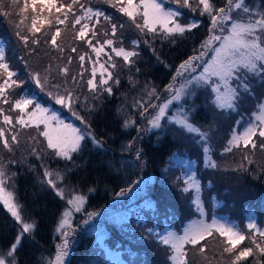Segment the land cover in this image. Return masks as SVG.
<instances>
[{"label":"snow or ice","instance_id":"snow-or-ice-1","mask_svg":"<svg viewBox=\"0 0 264 264\" xmlns=\"http://www.w3.org/2000/svg\"><path fill=\"white\" fill-rule=\"evenodd\" d=\"M103 2L109 6L111 14L94 7L90 0H15L14 10L12 0L10 4L0 0V16L15 17V38L29 56L37 55L42 49H52L61 54L58 59L65 58L61 67L49 63L27 72L28 79L50 98L53 105L66 108L80 122L79 125L67 123L54 106H45L34 98L21 95L27 80L19 79L17 71L8 62L4 47L0 46V149L12 156L21 146V133L31 130L24 141L26 155L6 161L0 157V208L10 215L15 228L12 242L7 247L0 246V264H21L19 250L25 239H33L39 228V222L16 191L18 173L12 171L13 166L24 164L37 172L34 165L27 163V157L40 162L42 168L37 175L42 187L52 190L63 202L53 230L58 240L53 245L54 258L47 259L44 264H71L77 232L101 215L87 211L88 195L96 189L89 187L84 194L79 186L68 183L71 168L65 166L53 170L46 161H65L74 165L75 157L85 150V141L102 146L87 117L96 111L93 101L104 95L112 96L114 89L121 87L120 71H127L125 78L130 86L139 85L143 90L140 99L127 104L128 109H135L134 113L118 109V114L124 117L122 126L136 128L137 136L125 144L124 149L135 152L140 168L148 164L147 153L136 140L153 130L162 132L166 125L199 134L198 143L204 144V166L216 168L211 159L209 132H202L200 127L189 122L190 116L197 111L190 101L199 93L205 97V107L231 118L232 113L239 115L242 101L255 95V85H264V3L252 7L247 0H167L177 5L173 9L165 6V0ZM181 9L196 13L201 19H183L185 13ZM205 19L207 31L192 53L172 68L170 82L161 87L136 79L141 73L137 60L142 45L156 53L154 44L157 40L173 43L186 33L190 35L193 30H198ZM101 21L107 25L103 32L99 27ZM126 28L138 34L131 40V50L124 47ZM64 30H70L73 40L86 51L80 52L77 46H62L58 38ZM66 52L70 54L64 57ZM116 58H120L121 65L117 64ZM73 59L78 60L80 66L75 75L70 73L69 67ZM85 73L89 76L86 80ZM57 75L59 80L53 78ZM81 81L88 94L81 91ZM17 88L20 93L16 92ZM77 106L84 115L77 111ZM253 109L258 110L255 123L246 122L242 115L234 120L224 153H231L234 148L264 151V94L257 97ZM244 123L246 126L240 131L239 126ZM208 127L214 130L215 122ZM242 159L248 164L254 163L248 155ZM175 179L185 185L179 189L182 193L195 190L192 204L198 218L191 219L182 234L170 231L163 235L155 228L146 227V236L165 247L168 264H189L188 254L192 250L201 254L204 264H211L208 256L211 240H216L219 245L218 254L213 252L216 264H264V227L249 222L245 229H239L207 217L201 199V182L196 174L188 179L182 176ZM141 183L143 180L136 182V187ZM132 190H122L119 195L124 196Z\"/></svg>","mask_w":264,"mask_h":264},{"label":"trees","instance_id":"trees-1","mask_svg":"<svg viewBox=\"0 0 264 264\" xmlns=\"http://www.w3.org/2000/svg\"><path fill=\"white\" fill-rule=\"evenodd\" d=\"M97 1L90 0V3L94 7L103 8L105 12L111 14V9L103 0L101 2ZM247 1L256 2V0ZM260 2L264 3V0H260ZM165 6L169 8L173 6V9L177 7L173 3H168L167 0H165ZM181 11L185 13L183 19H201L197 17L196 13H189L187 9H181ZM99 27L101 32H103L107 25L104 21H101ZM206 31L207 21L205 19L203 25L198 30H193L190 35L186 33L185 37L178 38L173 43L157 40L154 44L157 50L156 53H153L149 47L142 45L139 49L140 57L137 60L139 61L138 66L141 68V73L137 74V80L140 83L147 81L150 84L160 85L161 87L170 82L172 68L192 53V49L198 44ZM14 32L13 21H10L8 17L0 16V43L5 49L8 62L17 71L20 80H27V83L24 85V92L20 93L19 88L16 89V92L26 96L32 95V98L45 106H54L61 114V118H65L68 121L74 120L75 118H72L71 113L66 108L53 105L50 98L43 94L28 79L27 73L33 69L42 68L49 63L54 67H61L66 62L65 58L58 59L57 57H60L61 54L56 53L52 49H47L46 51L42 49L37 55L29 56L25 48L15 38ZM123 35L125 38L124 47L131 50L133 36L126 30H124ZM58 42L65 48L77 46L80 52L86 51L79 42L73 40L70 30L62 31ZM69 54L66 52L63 56L66 57ZM157 56H159V60ZM50 57L51 59H49ZM118 59L120 60V58ZM69 67L72 75H75L80 70L79 62L76 59H73ZM127 75V71H120L121 87L114 89V95H104L100 100L93 101L97 106L96 111L90 117H87L92 124L97 139L102 141V146L97 147L85 141V150L81 155L75 157L74 165L72 162H57L54 160H48L50 164H47L53 169H63L65 166L71 168L72 171L68 173V183L79 186L82 191L87 192L89 187L96 189L95 193L88 195L87 211L93 213L99 212L101 208L108 206L110 200L122 190L128 188L136 190V182L144 177L150 179V189H148L149 191L142 198L132 201L128 207L116 208L110 215H103L100 219H95L94 222L83 225L75 237L76 244L70 257L71 264H87V261L94 254L99 258L100 264H109L108 247L112 248L116 246L114 248L117 249L118 247L125 248L131 245L130 241L123 236L125 230H134L142 233L145 241L148 243L156 242L146 236V227L155 228L157 232H160L162 226H164L163 222L167 219V214L160 215V211L157 209L155 203L158 200L161 203L166 202V200H163L165 199L163 192L167 190L165 188L168 186V182L172 181L173 170L175 172V177L173 176V178L182 176L188 179L189 177L186 174L191 166L202 177V197L206 200L210 216L215 212L224 211L219 210V208L226 209L227 211H229V208H232L239 214L238 218L243 223L251 210H257L260 217L258 221L261 225L264 220V168L254 166L247 173L242 167L232 166V161L224 164L222 155L220 154V152L224 154L223 149L230 134L229 128L233 127L234 120L238 119L237 114L232 113L231 118L225 117V119L219 120V123L216 125L215 131L222 136L220 144L223 146V148L221 146L215 147L212 151L213 161L217 165L216 168H205L202 165L205 162L202 152L204 144L203 142L198 143L199 135L194 133L193 135L189 134L175 125H166L162 132L157 130L145 133L141 139L136 140V144L140 145L147 153L145 159L148 161V164L146 167L140 168L137 166L135 152L124 149V145L137 136L136 128L135 126L127 129L124 128L122 126L124 117L118 114V109L127 108L126 101L130 99L131 93L139 88V85L135 88L129 85L125 78ZM53 78L59 80L58 75ZM88 78V73H85L84 79ZM79 87L84 94H88L83 81L80 82ZM204 99L205 97L199 93L197 97L192 99L197 111L194 115L190 116L191 123L200 127L202 132L206 128H209V124L215 121L217 114L211 108L204 106ZM249 99V102L248 100L241 102V109L247 107L245 112L241 113L245 117V121L252 117L253 112L256 111L253 110V105L257 103V99L255 100L250 97ZM248 110H251V113ZM77 111H80L82 115L85 114L79 106H77ZM73 124L79 125L77 121H74ZM244 124L239 126L240 131ZM26 131L31 132V130ZM210 144H212L211 139ZM22 148H24L23 154L26 155L25 147L23 146ZM236 149L234 148L229 154L237 156L239 153L236 152ZM18 151L16 153L20 155ZM253 153L254 155L250 156L251 159L255 164L262 166L261 160L264 156V151L256 149ZM7 155L4 150L0 149V157H3L5 161L7 160ZM27 162L32 163L34 166L39 163L32 157H27ZM238 168L239 170H237ZM12 171L18 173L16 191L21 201L27 205L28 211L39 222V228L33 239H25L19 250L21 264H44V261L53 259L54 257L53 245L58 240L54 236L53 230L56 227L57 217L59 216L63 202L52 190L42 188L38 182L37 172L29 170L26 165L13 166ZM246 174H248V177L240 179V182L243 186L249 188L250 192L248 193L251 197L242 199L240 197L242 193L240 192L238 195L233 177H243ZM209 181H211V187H209ZM184 186L181 183L178 188L180 189ZM186 194V199L192 204L194 192L189 190ZM223 199L227 200L225 205L221 204ZM191 204L190 208L193 209ZM133 210L134 212L132 213ZM126 212H130L131 217L118 222L123 223L122 225L116 224V217ZM111 219L110 226V224H107V221ZM184 221L181 220L180 223L182 224ZM14 238L15 228L13 227L12 218H10L9 214H6L3 208H0V246L7 247ZM104 240V243H107L106 245L101 243ZM137 247L135 246V248ZM49 253H53V255L49 256ZM145 253L142 249H138L136 252L126 251V264H135L136 261L137 264H140L141 261L138 257H143L144 262H146ZM167 255L168 253L166 252L163 254V257L166 258ZM208 256L211 264H216L213 253H209Z\"/></svg>","mask_w":264,"mask_h":264},{"label":"rangeland","instance_id":"rangeland-1","mask_svg":"<svg viewBox=\"0 0 264 264\" xmlns=\"http://www.w3.org/2000/svg\"><path fill=\"white\" fill-rule=\"evenodd\" d=\"M101 1L102 0H98L97 2H101ZM3 3L10 4V0H3ZM247 3L250 6H252V7H258L262 2H260V0H256V2H248L247 1ZM12 4H13V10H14L15 9V0H12ZM170 8H173V6L170 7ZM14 18L15 17H12L11 19L8 18V19L10 21H13ZM125 30L131 36H133V39L136 38V36L138 35L137 33L132 32V31L128 30L127 28ZM0 46L3 47V45H1V43H0ZM116 61H117L118 65L122 64V61L119 60V59L117 60V58H116ZM137 64H139V61H137ZM136 79H137V76H136ZM144 82L145 81H142V83H144ZM260 93L264 94V85L256 86L255 95L254 96H250V98H253V99L256 100L257 97H259ZM142 95H143V90L140 89V88H137L136 91L131 93V97H130V99H128L126 101L127 102L126 105L127 104H131L134 99H136V100L140 99V97ZM28 97L32 98L33 96L30 95ZM246 100H248V102H249L250 101L249 97H247ZM248 102H247V104H248ZM190 103L193 104L192 100L190 101ZM246 108L245 109H241V112L239 113V115H237L238 119L240 118V115H242L241 113L245 112ZM253 110H256V111L253 112V114H252L253 116L248 118L246 122H249V121L251 123H255L256 122L255 121V114L258 113V110L257 109H253ZM125 111L126 112L130 111V112H133V113L135 112L134 109L131 111V109H128V108H126ZM225 117L226 116H222V115L217 113L216 114V119L214 121L215 125H217L219 123V120L225 119ZM72 118H75V117L72 116ZM133 118H135V117H133ZM63 119H65V118H63ZM65 121H67V123H73L74 121H77V120L74 119L72 121L71 120L68 121V120L65 119ZM189 122H191V121H189ZM77 123H80V122L77 121ZM244 126H246V123L244 124ZM231 128L232 127H230L229 130ZM215 130H216V127H215L214 131L210 130L209 128H206L204 130V132H209V134L211 136V143L212 144H210V141H209V144L212 147V151L215 149V147L221 146L220 141H221V137L222 136L220 135V133H216ZM242 130H243V128L241 129V131ZM153 131L155 132L157 130H153ZM184 131L187 132L186 130H184ZM227 132H229V131H227ZM29 134H30V132H28L26 130H24L21 133V141L22 142H21L20 148L18 149L19 150L18 152L20 153V155H18L17 153L13 154L12 156L7 155L6 156L7 159H9V158L20 159L21 158V154H23V150H24V148H22V147L24 146V141L27 139ZM189 134L193 135V133H189ZM224 135H225V133H224ZM212 138H214V140H212ZM221 147L223 148V146H221ZM236 152L239 153V154H237V156H233V155H231L229 153H224L223 154L222 152H220V154L222 155V158H223L222 159L223 163L227 164L229 161H232V163H233V164H231L232 166H234V167L235 166L242 167L243 169H245L247 171V173L249 172L251 167H254V166L255 167H261L260 165H257L255 163L248 164L247 161L242 159V157L244 155L248 154V153H249L248 156H253L254 155V153H253L254 150L253 151H248V150H244V149H236ZM240 154H241V156H240ZM203 158L205 160L204 154H203ZM253 158H255V157H253ZM211 159L213 160L212 153H211ZM261 161H262L261 162L262 166H264V156L262 157ZM27 163L28 164H32V163H29V162H27ZM46 163H49L48 160L46 161ZM202 165L204 166V163ZM203 166H202V169H203ZM35 167L37 169V172H39L41 170V168H42V165L39 162V163H37L35 165ZM51 169H53V168H51ZM56 169H58V168H55L53 170H56ZM193 173L196 174V177L201 182L202 181V177H200V173L198 172V174H197L195 168L193 166H191L188 169V172H187L186 175H187V177H190ZM172 174L175 177L174 170H173ZM173 176L171 177L172 181L168 182V186L165 188V190L166 189L167 190L165 192H163V196H165V199H163V200H166V202L161 203L160 200H158L155 203L156 206H157V209L160 211L159 212L160 215L167 214V219H165V222H163L164 226H162V229L160 231V233H162L163 235H167L168 232H170V231L171 232H176L178 234H182L184 227L190 222V220L198 218V215L196 214V212L194 210L193 204H191V202L186 199V195L187 194L186 193L185 194L182 193L179 190V188H178V186L181 185V182L176 180L175 178H173ZM246 177H248V174H246V176H243V177H239V176L233 177L234 178V185L236 186V188L238 190V195H239L240 192L242 193L241 196H240L242 199H246V198H250L251 197V196H249V193H248V192H250L249 188L246 187V186H243L241 184V182H240V179H245ZM40 179L41 178L38 177L39 184H41L40 183ZM141 180H143V183L139 184V187H137L136 190L134 189L131 192H126L124 196H120L119 194L115 195L110 200V203H109L108 206H105V207L100 209L99 213H101V215L96 217L95 219H100V217H102L103 215L104 216L110 215L111 212L114 211L116 208L128 207L129 204L132 203V201H134V200H136L138 198H142V196H144L149 191L148 189H150V187H149V180L150 179L149 178L146 179L144 177ZM42 188L45 189L46 187H42ZM190 190L194 192L193 197H192V199H193L195 197L196 193H195L194 189H190ZM202 190L203 189H201V199H202L203 206H204V211H205L207 217L214 218V219L220 221L221 223H226L229 226H234V227H237L239 229H245L246 225L249 222L257 223L258 226L264 227V220L262 221L261 225H260V223L258 221L260 217H259V214H258L257 210L256 211L255 210H251V212L248 213V216L246 217V219L244 220L243 223H241L240 219L238 218L239 214L237 212H235V210H233L232 208H229V211H227L226 209H220L219 208V210H224V211L215 212L212 216H210L209 215L208 206H206V200L202 197V195H203ZM82 192L84 194H87V192H84V191H82ZM226 203H227V200L223 199L221 204L225 205ZM190 204L193 206V209L190 208ZM133 212H134V210L132 211V213ZM130 217H131L130 212L122 213L120 216L116 217L115 222H116V224L122 225L123 223L121 224V223H118V222H122L125 219H128ZM78 218H79V216H78ZM181 220H185L184 224L182 223L183 226L181 225L182 227H178V225L181 224L180 223ZM111 221H112V219L107 221V224L109 225L111 223ZM110 226H111V224H110ZM123 234H124L123 236L130 241L131 245L129 247H125V248L118 247L117 249L114 248L116 246H114L112 248L108 247L107 252H108V256L110 257L109 264H126L127 263V256L125 255L126 251L129 250V252L130 251H135L136 252L138 249H142V251L144 253L146 252L144 254V255H146V262H144V258L143 257H138V259L141 261L140 264H148V263H151V264H163V263L168 264L167 259L163 257V254H165L167 252L164 246L160 245L157 242H149V243L146 242L145 241V237H143L142 233L136 232L134 230L133 231L125 230L123 232ZM104 242H105V240L101 241V243L106 245L107 243H104ZM57 243H58V241H57ZM135 246H138V247L135 248ZM213 252H216L217 254L219 252V245H218V242L216 240H211L209 242V253H213ZM209 253H208V255H209ZM188 255L190 257L189 264H204V258L201 256V254L197 250L189 251ZM87 264H100V260H99L98 257H96V254H94V255H92L91 259H89L87 261ZM135 264H137V261H136Z\"/></svg>","mask_w":264,"mask_h":264}]
</instances>
